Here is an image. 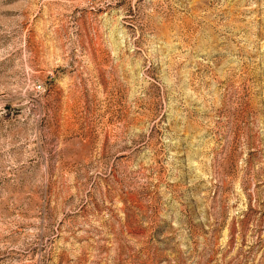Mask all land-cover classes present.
Segmentation results:
<instances>
[{
    "label": "rangeland",
    "instance_id": "1",
    "mask_svg": "<svg viewBox=\"0 0 264 264\" xmlns=\"http://www.w3.org/2000/svg\"><path fill=\"white\" fill-rule=\"evenodd\" d=\"M0 264H264V0H0Z\"/></svg>",
    "mask_w": 264,
    "mask_h": 264
}]
</instances>
